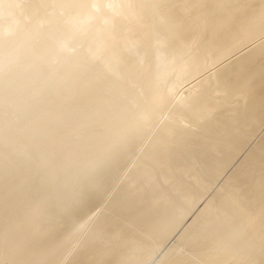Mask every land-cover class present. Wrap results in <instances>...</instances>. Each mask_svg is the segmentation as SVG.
<instances>
[{
    "label": "bare ground",
    "instance_id": "6f19581e",
    "mask_svg": "<svg viewBox=\"0 0 264 264\" xmlns=\"http://www.w3.org/2000/svg\"><path fill=\"white\" fill-rule=\"evenodd\" d=\"M163 1H0V141L22 146L17 153L0 151V214L11 211L12 227L0 239V262L60 264L66 247L85 238L102 251L86 249L71 264L95 256L106 264L111 250L122 252L135 236L173 230L174 222L158 225V207L182 206L186 215V202L203 201L200 233L182 236L195 250H212L200 263L264 264V0H174L172 9L160 10ZM245 40L259 43L206 75ZM38 60L53 70L40 69ZM198 78L177 103L174 91ZM102 124L106 134L95 135ZM150 130L158 135L148 164L129 180L114 214L139 206L154 210L152 217L138 224L107 217L91 226L87 215L125 172L130 145L144 144ZM168 155L177 158L164 165ZM7 163L21 169L24 185L4 170ZM94 167L101 169L75 182ZM162 194L178 200L162 204ZM50 199L65 200L54 217L45 204ZM5 242L9 251L2 253Z\"/></svg>",
    "mask_w": 264,
    "mask_h": 264
},
{
    "label": "rangeland",
    "instance_id": "374dc122",
    "mask_svg": "<svg viewBox=\"0 0 264 264\" xmlns=\"http://www.w3.org/2000/svg\"><path fill=\"white\" fill-rule=\"evenodd\" d=\"M174 2H175L174 0H169V2L168 0H164L161 4L160 10L165 9V8L169 9V7L172 9L174 7L172 5L174 4ZM13 6H14V3L12 2V4H9L8 9L11 10ZM151 13H152L151 8L146 7L145 8L146 17L151 15ZM22 31L23 30L16 31L14 34L22 33ZM192 40L193 41H191V43L196 41V39H192ZM245 42L246 40L244 41V43ZM257 43L259 42L252 41L249 43H245L246 46L241 47L240 49L237 50V52L228 56L223 61V63H221V65L216 66L211 71L208 70V73L206 75H208L212 71H216L219 68H222L224 65L228 64L229 62H233L237 60L239 57L244 56L246 53L251 51L252 48L257 45ZM143 44L144 43L142 44L139 43V45H134L132 48V51L134 49H137L138 47L139 48L142 47ZM159 61H161L160 66L162 67L164 62H162L163 60H161V58L157 62ZM39 65H40V69L42 70L44 69L53 70L52 69L53 65H51L49 62L45 60H43L42 62L39 61ZM145 74H148V72H146ZM198 80H201V79L198 78L197 80L193 81L192 84L183 83V85L180 86L178 90L174 91V95H175L173 97L174 100L178 103L181 99H184L185 96H188L187 94L189 92V89ZM79 82L82 84H85L86 78H81ZM200 92H203V90H201ZM219 101L221 100H218V99L213 100L212 102H210V104H216ZM104 103L112 111H114V108L112 106V101H109L108 99L105 98ZM112 115L113 113L110 114V116ZM185 120H186V124L188 125H192L193 122L196 121L194 119H188V120L185 119ZM21 121L19 120L16 121V125L20 124ZM105 126L109 127V123L107 119H105ZM105 126L104 124L98 126V128L95 129L93 133L95 135H105L107 132V127ZM75 131L76 130H72L71 133L75 134ZM147 133H148L146 135L147 137L144 138V141H145L144 144H140V141H138L137 139L132 142L127 154L125 155L123 159V162L128 160V166L124 170L125 172L116 181L109 182L105 193L102 195L99 202L96 203V205L93 207V210L91 211V213L87 215L89 222H91V226H93L99 219L107 218V217H111L120 222L130 221V222H133L134 224L144 222V217H147V216L152 217L151 214H153L154 210L146 211L145 207H139V206L137 209H134L135 207L126 208L121 213L120 218H117V216L114 214V212L118 211L119 205L123 202L119 198L122 196V192L124 188L126 187V185L130 182L129 180L135 175H137V173L140 172L139 170L142 167H146L148 164L147 155L150 149L149 144L151 143V139L155 137L154 134L158 135V133L155 132V130H150ZM123 135H124V131L122 130V127H120V129L117 131V136L121 137ZM22 137H23L22 134L16 133V136L14 138L15 139L17 138L18 140L19 139L22 140ZM21 148L22 146L20 145V142H17L16 146L14 148H11L10 146L4 144L3 141H0V151L5 154L11 153V152L13 153L20 152ZM247 154L248 152L245 153L243 157H245ZM66 156H67V153H63L62 157H60L59 159V162L62 163V161L65 160ZM176 158L177 157L174 155H168L166 157V160L164 159L162 161L165 165L166 164L165 161L171 163ZM70 159L74 160L76 158L75 156H71ZM6 169H7V172L9 171V173H11L12 175H15V174L18 175L17 182L20 185L25 184L23 181L22 175L20 173L21 172L20 168L16 170L10 163H7L6 168L4 166L5 171ZM100 169L101 167H98V168L94 167L92 170L83 171L81 174L77 176V178L75 179V182L78 181L79 183V182L85 181L88 175ZM103 169H106V168L104 167ZM166 173H167V176L172 175V172L170 170H167ZM230 174L231 173H229V175ZM51 187L52 186L48 184L49 190H51ZM79 190L80 189L78 188L77 193ZM205 194L207 193L205 192ZM125 197L128 198L126 195ZM139 197H146V194L139 195ZM158 200L159 202L163 204V203L168 202V200L177 201L178 199L175 194H168V195L162 194ZM15 203L17 202H12L11 205H15ZM186 203L188 206L186 215L181 214L182 206L179 210H165V209L158 207V210L154 212V215H156V218H157L156 220L159 222L158 225L160 226L161 229L164 228V225L168 224V222H174V228L171 232H169L168 235L154 234L153 236L150 234L148 235L139 234V236H135L134 239L131 240L130 242L128 241L124 243L123 245L124 247L121 248L122 252H118L117 250H111L108 256L105 257L106 264H119L125 261H129L131 264H138L141 260L143 261L140 262V264H167L169 262V259H173L174 264H185V263L186 264H206L205 262L200 263V261L202 260L204 261L205 258L199 259V257L208 256L210 254L209 251H212V250H210L208 247H202L199 250H195L191 247L189 242H183L184 238H182L183 235L185 236L190 231L195 232L197 234L200 233V232H197L198 228L200 229L202 228V225L199 223L200 218H198L199 217L198 213L200 209L202 208V206L205 205V203L201 201L195 205H192L191 207L189 205V202H186ZM45 204H46L49 216L54 217V216H57L59 209H60V205L63 207V205L65 204V200L59 201L57 203V200L50 199ZM74 206H75L74 203L71 204V207H74ZM10 213L11 211H4L3 213L0 214V239L3 237V233L5 229L7 231H12V227L7 226V218L10 215ZM168 216H169L168 220H165ZM44 221L46 222L47 219H44ZM90 242L91 240L89 239L81 238L73 242L71 245L67 246L65 252L62 253L59 257V263L60 264H71L72 260L77 255H80V253H82L86 249H93L94 253L102 251L103 249L102 247L90 244ZM141 246L146 248V250L144 249L142 250L140 248ZM9 247L10 245L7 242H5L1 249L2 253L8 252L9 250L7 249H9ZM170 251H174V252H170ZM119 254H121L120 258H119ZM96 258H97L96 256L93 258H90L89 260L85 261L83 264H98L99 262H97ZM117 258L119 259L117 260ZM232 260L229 262V264H253L249 260H244V261L243 260H235V261L233 260L232 261ZM0 264H12V262L8 259H5L2 262H0Z\"/></svg>",
    "mask_w": 264,
    "mask_h": 264
}]
</instances>
